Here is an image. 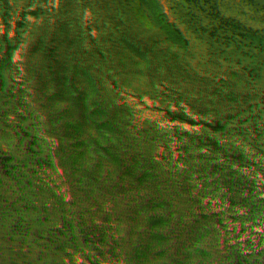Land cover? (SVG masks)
<instances>
[{
	"label": "trees",
	"instance_id": "obj_1",
	"mask_svg": "<svg viewBox=\"0 0 264 264\" xmlns=\"http://www.w3.org/2000/svg\"><path fill=\"white\" fill-rule=\"evenodd\" d=\"M122 165L200 199L186 250L157 248L159 207L122 248ZM155 260L264 264V0H0V264Z\"/></svg>",
	"mask_w": 264,
	"mask_h": 264
},
{
	"label": "rangeland",
	"instance_id": "obj_2",
	"mask_svg": "<svg viewBox=\"0 0 264 264\" xmlns=\"http://www.w3.org/2000/svg\"><path fill=\"white\" fill-rule=\"evenodd\" d=\"M202 73V72H201ZM205 76L199 77L198 82L201 85L207 86V82H205L206 79H204ZM229 84V85H228ZM220 86H213L212 88L215 90H220V92L225 88L226 85L224 82H219ZM229 87H227L229 90H231L235 84L227 83ZM194 85L189 84L187 89L192 90ZM189 102V101H188ZM190 107V106H189ZM161 113H159L160 119H161V126L167 128L170 132V130L173 128V125L175 129L182 130L183 133L186 134V138H190V128L189 124L186 123L183 125L182 128V120H179L177 116L174 115V111L176 108L172 106V103L170 102H162L160 104ZM179 111V110H177ZM189 116H192V111H187ZM182 113V112H181ZM241 127L245 130H251L257 129V125L251 126L249 125V122L242 121ZM252 128H251V127ZM127 144V143H126ZM123 145L120 146L118 144V149L116 150L119 155L121 156V153H125L126 149L129 145ZM170 148V146H169ZM113 150V149H112ZM126 167V166H124ZM128 170L123 169V165L118 168L114 169L113 167H106L108 174H110L115 180H118V184H120L119 189L122 192L126 191H132L133 196L128 201L127 206L123 208V212L121 213L122 222L120 223V234L122 236V248L126 250L130 255H134L137 252L142 251L141 248V242L142 243H148L152 240V237L150 236L149 228H147L146 222L144 219H146L148 216H151L152 214V208H158L159 207V216L161 217V227L164 225L163 229L161 228L158 238L154 241L156 243L157 248L159 250H164V252L167 250V253L165 254L168 256L172 248H179V251L186 250L184 245H186V242H184L183 234L184 229L191 225L193 228H198L202 225L200 220V212L202 211V207L200 206V199L195 198L192 201H189L188 203L184 202V200H181L182 196H184L186 193H189V190L185 191L182 190V186H179L178 184L182 181L177 178H171L170 176H167V189L171 191V195H174L173 198L166 199L165 198V191L160 189L161 181L160 178L157 177V173L155 172L154 176L151 178V181H144L143 177L141 176V172L137 171H130L131 167ZM124 170L120 174L121 171ZM163 175V174H161ZM195 185V183H194ZM192 184H190V188H192ZM155 190V192H154ZM179 197V198H178ZM194 202V203H193ZM154 203V204H152ZM149 204V209L147 210V205ZM195 215V216H194ZM195 217V218H194ZM135 218V220L133 219ZM133 219V220H132ZM149 219V218H148ZM153 219V217L150 218V221ZM160 218H154L152 220L154 223ZM159 221V222H160ZM169 223L171 225L169 226ZM188 224V225H187ZM157 237V236H156ZM139 238V240H138ZM183 240V241H182ZM121 241V242H122ZM113 246V245H112ZM168 248V249H167ZM171 248V249H169ZM120 249V248H118ZM163 254V252H162ZM163 255H161L162 258ZM156 258V257H155ZM171 258H167V260H170ZM149 264H157V260H155V263L150 262Z\"/></svg>",
	"mask_w": 264,
	"mask_h": 264
}]
</instances>
